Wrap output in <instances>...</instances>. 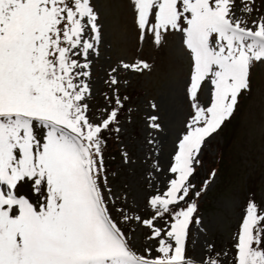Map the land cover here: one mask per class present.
<instances>
[{"label": "snow or ice", "instance_id": "1", "mask_svg": "<svg viewBox=\"0 0 264 264\" xmlns=\"http://www.w3.org/2000/svg\"><path fill=\"white\" fill-rule=\"evenodd\" d=\"M128 3L142 39L160 44L178 33L191 59L192 114L166 190L143 212L117 203L103 163L106 134L119 138L129 99L116 73H142L147 62L113 68L114 95L93 110L91 57L102 35L92 0H0V264H193L188 237L202 221L190 201L206 188L192 180L206 140L233 118L264 65V0ZM140 230L150 242L143 251ZM199 264H264V201L249 197L231 250L210 245Z\"/></svg>", "mask_w": 264, "mask_h": 264}, {"label": "rangeland", "instance_id": "2", "mask_svg": "<svg viewBox=\"0 0 264 264\" xmlns=\"http://www.w3.org/2000/svg\"><path fill=\"white\" fill-rule=\"evenodd\" d=\"M92 3L98 14L102 42L98 53L91 57V108L105 106V97L114 95L108 81L111 70L120 67L121 62L145 61L149 65L142 73L122 68L116 73L120 97L129 99L120 116L119 138L106 134L111 147L103 152L107 184L118 198L117 203L126 198L143 212L148 197L157 190H166L178 138L192 114L186 94L191 59L178 33L163 37L160 44L151 37L142 39L128 0ZM205 98L201 93L202 103ZM150 117L158 118V129L150 126ZM219 146L223 149L220 155ZM200 158L202 163L192 183L197 190L203 186L206 191L190 201L198 206L197 215L202 221L188 237L187 258L193 264H199L210 245L216 252L230 251L247 199L264 201V65L253 70L251 92L241 97L233 118L206 140ZM218 158L214 182L205 184L211 179L208 166ZM23 191L27 192L28 187ZM112 216L115 218L117 213L112 211ZM136 240L140 251L150 243L143 230Z\"/></svg>", "mask_w": 264, "mask_h": 264}, {"label": "trees", "instance_id": "3", "mask_svg": "<svg viewBox=\"0 0 264 264\" xmlns=\"http://www.w3.org/2000/svg\"><path fill=\"white\" fill-rule=\"evenodd\" d=\"M245 94H246V93H245ZM105 138L107 139V137H105ZM109 147H111V145L108 146V145L106 144V146H105V148H104L105 151H106V148H109ZM222 152H223V149H222V151H221V147L219 146V148H218V150H217V153H219V155H220ZM219 160H220V158H218V159H217L216 161H214V162H211L212 165H209V166H208L210 172H213V171H214V172L216 173V172L218 171V170H217V164L220 162ZM215 166H216V167H215ZM247 200H248V199H247ZM247 200H246V201H247ZM246 203H247V202H245V207H246Z\"/></svg>", "mask_w": 264, "mask_h": 264}]
</instances>
